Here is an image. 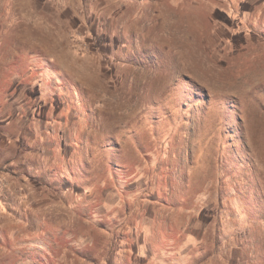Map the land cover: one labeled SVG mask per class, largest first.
Returning a JSON list of instances; mask_svg holds the SVG:
<instances>
[{
	"label": "rangeland",
	"instance_id": "1",
	"mask_svg": "<svg viewBox=\"0 0 264 264\" xmlns=\"http://www.w3.org/2000/svg\"><path fill=\"white\" fill-rule=\"evenodd\" d=\"M0 264H264V0H0Z\"/></svg>",
	"mask_w": 264,
	"mask_h": 264
}]
</instances>
